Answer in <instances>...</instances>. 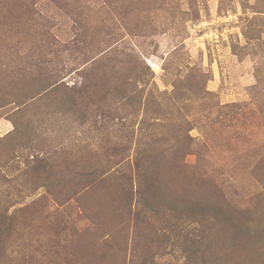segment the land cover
<instances>
[{"label":"rangeland","instance_id":"1","mask_svg":"<svg viewBox=\"0 0 264 264\" xmlns=\"http://www.w3.org/2000/svg\"><path fill=\"white\" fill-rule=\"evenodd\" d=\"M0 264H264V0H0Z\"/></svg>","mask_w":264,"mask_h":264},{"label":"trees","instance_id":"2","mask_svg":"<svg viewBox=\"0 0 264 264\" xmlns=\"http://www.w3.org/2000/svg\"><path fill=\"white\" fill-rule=\"evenodd\" d=\"M134 168V174L136 175V177L138 179H141V181H139V184H141L142 182H146V179L150 177V174L149 172L147 171V165L146 164H142L140 162H136L133 166ZM137 190V193H138V196H140V198H143L142 196L146 197V194L148 193L146 190V187L140 185L138 187Z\"/></svg>","mask_w":264,"mask_h":264}]
</instances>
